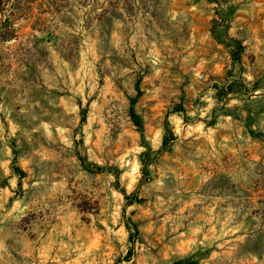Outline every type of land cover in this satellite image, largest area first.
<instances>
[{"label":"rangeland","instance_id":"rangeland-1","mask_svg":"<svg viewBox=\"0 0 264 264\" xmlns=\"http://www.w3.org/2000/svg\"><path fill=\"white\" fill-rule=\"evenodd\" d=\"M0 264H264V0H0Z\"/></svg>","mask_w":264,"mask_h":264}]
</instances>
